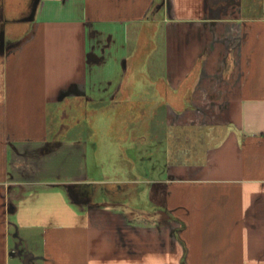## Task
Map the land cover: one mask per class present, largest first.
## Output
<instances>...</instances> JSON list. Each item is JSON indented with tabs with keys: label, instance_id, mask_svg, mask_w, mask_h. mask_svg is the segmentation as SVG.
I'll return each mask as SVG.
<instances>
[{
	"label": "crops",
	"instance_id": "1",
	"mask_svg": "<svg viewBox=\"0 0 264 264\" xmlns=\"http://www.w3.org/2000/svg\"><path fill=\"white\" fill-rule=\"evenodd\" d=\"M162 1L38 0L0 50V264H264V0Z\"/></svg>",
	"mask_w": 264,
	"mask_h": 264
},
{
	"label": "rangeland",
	"instance_id": "2",
	"mask_svg": "<svg viewBox=\"0 0 264 264\" xmlns=\"http://www.w3.org/2000/svg\"><path fill=\"white\" fill-rule=\"evenodd\" d=\"M28 27H29V24H28ZM161 28H162V26L159 27V31H158V33L156 35V40H155L156 44H158L157 45L158 47L151 54L146 56V59H145L144 63L141 65L142 70L145 71V74H148V75H153V74H157V75L160 74L161 75L163 73V68H164V60H163V58H164V56H162L163 49H162V47H160V45H162V44L159 42L160 38H161V35H162ZM25 36H26V34L23 33L22 36L20 37V39L25 37ZM9 37L11 39L15 38V36H13V35H8L7 38H9ZM132 40H134V39H132ZM146 81H148V80H146ZM160 112H159L160 118L156 120L157 129H159L158 131H160L161 135H166V133L164 131V125H163V122H164L163 109L160 110ZM134 116H135V114H131V113L126 114V119H125L126 124H124V122H123V132H122L125 141L122 140V142H121L123 144V146H124L125 151H127V153H131V155H133L136 150H135V147H134L135 145H132L130 140L133 139V138H138L142 134L141 132L137 131V130H139L140 127H139V124H136L137 121L135 120ZM101 119H102V117L100 118V120ZM97 120H98V118H97ZM117 120H118V118L113 116V115L108 116L107 119L106 118L103 119V121H106L105 122L106 126L109 125L110 121H111V124L116 122V125H111L112 132L109 131L108 133H112L113 136L115 135L118 138V135H116V133H117L118 129L122 126V124L119 125ZM64 121H65V124H66V121H67V124H69L71 122V120H69V119H66ZM161 125H163V127H161ZM55 126L56 125H54V124H50L51 128H53ZM125 126H126V129H125ZM58 127L60 128V125H58ZM105 128H104V131L102 132L103 135H105L106 134L105 132H107V131H105ZM153 129L155 130L154 127L150 126V129H147V130L144 131V132H146L145 135H147L149 137L150 142H152V140L150 138V135H151V131H153ZM125 132L127 134H124ZM62 133L65 134V135H72V134H77V131L71 128V129H64ZM88 133H90V132H86L85 134H88ZM87 137H89V141L92 144L91 148H93V145L96 142H98L96 140H100V137L98 135H96L95 132L93 133V135L91 133ZM97 137H99V138H97ZM126 138H128L129 140H127ZM113 143H116V142H113ZM147 147H148V145H147ZM109 152L110 151L108 150L105 153L108 154ZM115 152H117V151H115ZM142 152L145 153V149H143ZM118 153H120V152H118ZM163 153H164V149H160L159 154L155 155L154 162H153L154 163V167H156V168L163 167V163H164ZM132 161L135 163L136 159H132ZM149 175H152V173L150 172ZM131 238L134 241H136V236H132Z\"/></svg>",
	"mask_w": 264,
	"mask_h": 264
},
{
	"label": "flooded vegetation",
	"instance_id": "3",
	"mask_svg": "<svg viewBox=\"0 0 264 264\" xmlns=\"http://www.w3.org/2000/svg\"><path fill=\"white\" fill-rule=\"evenodd\" d=\"M38 0H0V50L8 51L13 44L8 35L24 33ZM8 29V30H7Z\"/></svg>",
	"mask_w": 264,
	"mask_h": 264
},
{
	"label": "trees",
	"instance_id": "4",
	"mask_svg": "<svg viewBox=\"0 0 264 264\" xmlns=\"http://www.w3.org/2000/svg\"><path fill=\"white\" fill-rule=\"evenodd\" d=\"M162 0H160V5H162ZM103 111L104 108H99V109H95V110H91V112H97L100 114L101 117H103ZM125 124V123H124ZM117 159L113 158L112 161H114V163L116 162ZM118 162V160H117ZM120 165V164H119ZM123 177L127 176V173L123 172L122 173ZM142 185V184H141ZM144 186V185H142ZM140 194V196H139ZM147 190L145 189V187L142 190H138L133 193L130 197V199L132 200L133 203L138 204V205H142L143 207H145L146 209H157V208H161V205H155V204H150L149 200H147L148 195H147ZM141 197H143V199H141Z\"/></svg>",
	"mask_w": 264,
	"mask_h": 264
}]
</instances>
